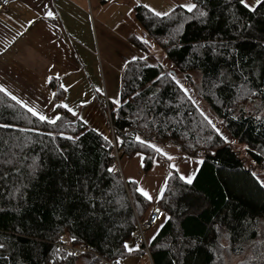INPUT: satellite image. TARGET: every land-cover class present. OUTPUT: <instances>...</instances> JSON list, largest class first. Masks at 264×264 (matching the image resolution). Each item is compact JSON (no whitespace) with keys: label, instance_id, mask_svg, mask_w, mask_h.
<instances>
[{"label":"trees","instance_id":"16d2710c","mask_svg":"<svg viewBox=\"0 0 264 264\" xmlns=\"http://www.w3.org/2000/svg\"><path fill=\"white\" fill-rule=\"evenodd\" d=\"M192 3L208 15L178 5L156 17L141 4L134 7L142 38L171 66L152 64L151 44L129 36L144 56L121 70L120 103L108 101L110 127L120 158L140 153L145 173L165 159L149 146L154 142L175 144L200 160L191 184L169 170L157 201L163 222L148 242L154 264H264V186L256 172L264 175V3L255 12L239 0ZM222 71L231 78L213 88ZM168 73L181 75L244 156L218 136ZM49 84L58 96L56 80ZM153 93L158 103L148 100ZM58 116L55 124L40 121L0 91V125H7L0 127V264H101V258L143 254L142 244L132 252L124 244L151 201L134 180L108 171L111 138L105 141L62 107ZM64 235L90 251L70 255L57 245Z\"/></svg>","mask_w":264,"mask_h":264},{"label":"crops","instance_id":"0c3cea01","mask_svg":"<svg viewBox=\"0 0 264 264\" xmlns=\"http://www.w3.org/2000/svg\"><path fill=\"white\" fill-rule=\"evenodd\" d=\"M186 3L192 0H139L138 3L137 0H15L0 12V86L12 100L26 105L22 106L25 109L33 108L49 118L58 116L59 108L66 104L88 127L111 138L112 130L101 102L103 97L111 102L108 78L111 69L106 66L102 72L100 61L102 57L109 58L112 47L118 43L125 58L133 53L134 47L128 39L133 34L124 30L125 25L119 19L133 17L132 11L138 4L168 12ZM47 11H52L54 17H47ZM52 79L60 90L58 96L49 84ZM152 145L167 155L162 154L165 161L156 160L146 172L160 171L158 178L154 177L148 184L140 180L143 176L140 153L120 159L123 179L134 180L137 189L143 183V189L152 197L151 207L157 205L170 169L193 178L200 165L199 159L187 156L175 144L154 142ZM168 156L173 159L169 160ZM162 222L146 231L147 242L153 239ZM126 243L136 250L139 246L134 235ZM141 255H129L119 262L136 264L144 260ZM223 258L229 259L228 254Z\"/></svg>","mask_w":264,"mask_h":264},{"label":"rangeland","instance_id":"374dc122","mask_svg":"<svg viewBox=\"0 0 264 264\" xmlns=\"http://www.w3.org/2000/svg\"><path fill=\"white\" fill-rule=\"evenodd\" d=\"M251 1L252 0H247L246 2L254 7L255 3H252ZM132 16L133 17H131V18H129V16H128V18L124 19L123 21H121L119 19V22L124 23V25H125V29L124 30L128 31L129 33L135 34V35H137L139 37H145L146 38V35H145L143 29L141 28V26L139 25V23L137 21V18H136L135 13H134V9L132 11ZM149 43L151 44V51L154 54V58H153L151 63L155 64V65H163L165 68H170L171 65H170L169 61L160 52V50L157 48V46L154 43H152V42H149ZM129 47H131V46H129ZM116 49H117V51H116ZM120 49H122V45L118 43V45H116L115 47H112V50L110 51L111 54L109 55V58L102 57V60L100 61V63H102L101 64L102 65V72H103V67L107 66V68L111 69V75L108 76L110 70H108L106 72V75L108 76V78L111 81V87H110V91H109V96L111 98L110 100H111L112 103H113L114 99L115 100L119 99V84H120V74H121L120 73V68H121V66L125 63V61L127 62V60L132 59L133 57H143L144 56V54L139 49H137L136 47H133L132 48L133 49V53L128 55V57L125 58L124 54L120 52ZM101 54H103V53H101ZM102 56H104V54ZM123 61H124V63H123ZM175 77L185 88L188 89V94L192 97V100L195 101V104L198 106V108L206 116H208L211 119L212 123L215 124V126L220 130V133L223 136L227 137L229 141H234L233 139H231L229 137L227 132L222 129V127L220 126L219 122L210 116V114L207 111V109L204 106V104L202 102L198 101V99H196V97L191 92V88L186 83H184L183 79L181 78V75L180 74H176ZM195 81H197V80H195ZM231 145L233 146L234 149H236L238 151V153L240 155H243V156L245 155V152H244L242 146L238 145L236 142L235 143H231ZM197 159H199V158H197ZM161 161L164 162L165 160H161ZM246 164L251 167L250 163H246ZM121 170H122V167H121ZM258 171H260V170H256L259 179L260 180H264L263 173L258 172ZM122 173H123V170H122ZM141 173H143L142 174L143 176L141 177L140 180H141V182H144V184H148L150 182V180L154 179V177H157L156 176L157 174L160 175V171L159 170H155L151 174L150 173L146 174L143 171H141ZM122 175L124 176V173ZM122 179H123V177H122ZM141 186H142V188H144L143 183H141ZM63 238L64 239H68V237L66 235H64ZM142 257L143 256L141 255V258ZM136 264H145V263H144V260L142 261V259H141V261L137 262ZM227 264H229V263H227Z\"/></svg>","mask_w":264,"mask_h":264},{"label":"snow or ice","instance_id":"6c2138e0","mask_svg":"<svg viewBox=\"0 0 264 264\" xmlns=\"http://www.w3.org/2000/svg\"><path fill=\"white\" fill-rule=\"evenodd\" d=\"M139 2V0H137V3ZM240 4H242L245 8H248L250 11H253L255 12L256 11V8L253 7L252 5L248 4L246 2V0H239ZM264 3V0H255V4L256 6H259L260 4ZM47 7V6H45ZM143 7L147 8L150 12H152L153 15H155L156 17H166L169 15V12H160V11H156L155 9L151 8L149 5L145 4L143 5ZM179 7L181 8H184L186 9L188 12H193L194 10H196L198 12V15L199 17L203 18V17H206L208 15L207 11H200L199 9H197V5L195 3H186V4H182V5H179ZM46 16L49 17V18H53L54 17V13L52 11H47L46 12ZM29 24H32L34 23L33 21H29L28 22ZM250 27V26H249ZM137 39H142L143 40V43L145 44H148L149 42L146 40V39H143L142 37H137ZM203 47V45H202ZM133 59H136V57H133ZM169 76L172 77V79L180 86L181 88V91L184 92V95L189 99V100H192V97L188 94V89L185 88L182 84H180V82L178 80H176L175 76L172 75V73H168ZM219 77L220 79L218 80V82H213L212 84V87L215 88V87H219L220 85L224 84L227 80H229L231 77L228 73H225V72H220L219 73ZM161 78L158 76L157 77V80H160ZM153 83H155V81H153ZM63 87V85H62ZM0 91H3L5 92L6 94H9L7 93L6 89H4L2 86H0ZM97 91H100L99 89H97ZM158 91V89H157ZM137 96L140 95V93H136ZM252 95H255V93H252ZM13 99H16L15 96L12 97ZM148 100H154L155 102H159L158 101V98H156L155 96V93H153L152 96L148 97ZM17 103H21L19 100H17ZM113 103L114 104H119L120 101L119 100H113ZM193 103H195V101H193ZM22 106L26 107V105H23ZM62 107L64 108H67L68 111L72 112V109L68 108V106L66 104L62 105ZM28 111L34 116V117H37L40 121H43V122H47L49 124H55L57 120L60 119L59 116H56L55 118H49L43 114H40L38 111H36L35 109L33 108H28ZM74 116L76 115L75 112L72 113ZM201 115L204 116L205 120L208 121V123L213 127V129L217 132L218 136H220L221 139H223L226 143H235L234 141H229L227 137L223 136L221 133H220V130L218 128H216L215 124L212 123L211 119H209L202 111H201ZM233 119H235V117H233ZM256 119H261V117L257 116ZM7 125H0V127H6ZM49 135H51L49 133ZM105 141H108V137L107 136H104L103 137ZM68 139H74L73 137H68ZM209 139H211V137H209ZM136 140L140 143H145L144 140L141 139L140 136H137L136 137ZM151 147H154L155 150L157 152H161L162 150L158 147H156L155 145H149ZM245 149H247V145L244 146ZM164 155H167V153H162ZM168 159L169 160H172L173 157L171 156H168ZM6 163H9L11 164L12 163V160H7L5 161ZM32 172L34 173L36 171V168H37V164H36V161L35 159H33L32 163L28 166ZM170 167H173L175 168L176 166L175 165H170ZM109 172H112L114 171V169L112 168H109L108 169ZM253 175L255 176V173H253ZM182 180H185L186 183L188 184H191L192 183V177L189 176V177H185V176H181L180 177ZM261 186H264V180H260L259 181ZM137 191H139L141 193V195H143L145 198L151 200L152 197L149 195V193L144 190L143 188H138ZM157 211H159L157 209ZM154 238V237H153ZM74 239V238H73ZM5 247V245L3 243H0V249H3ZM124 248L128 251V252H132L136 249L130 247L127 243L124 244ZM71 255V253H70ZM117 264H119V262H117Z\"/></svg>","mask_w":264,"mask_h":264},{"label":"built area","instance_id":"2783aa9c","mask_svg":"<svg viewBox=\"0 0 264 264\" xmlns=\"http://www.w3.org/2000/svg\"><path fill=\"white\" fill-rule=\"evenodd\" d=\"M14 1L15 0H0V12L3 11L4 8L9 6ZM102 102L104 104L105 112L109 120V113H110L109 102L106 97H103ZM111 140H112L113 148L111 152V159L109 162V166L112 169H114L113 174L122 179L123 176L121 172V165H120L121 158H120V152H119L120 142H119V138L115 136L113 132L111 134ZM157 209L159 211H157ZM163 217H164L163 209L159 207L158 205H154L152 209L150 210V212L148 213L146 218L136 219L134 237L136 239L137 244L138 245L142 244L144 247L143 257H144L145 264H154L151 254L149 252L148 242L146 240L145 233L150 227L158 224V222H160L163 219ZM57 245L62 250L68 253H71V254H75V255H79V254L90 251V248L88 246L81 245V244L73 245L68 239L57 242ZM117 262L119 261H111L105 258H101V264H117Z\"/></svg>","mask_w":264,"mask_h":264}]
</instances>
